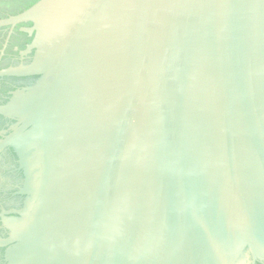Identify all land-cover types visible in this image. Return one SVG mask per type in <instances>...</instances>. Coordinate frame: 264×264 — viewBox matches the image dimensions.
I'll list each match as a JSON object with an SVG mask.
<instances>
[{"label":"water","instance_id":"water-1","mask_svg":"<svg viewBox=\"0 0 264 264\" xmlns=\"http://www.w3.org/2000/svg\"><path fill=\"white\" fill-rule=\"evenodd\" d=\"M20 23L4 264H264V0H38Z\"/></svg>","mask_w":264,"mask_h":264},{"label":"flooded vegetation","instance_id":"flooded-vegetation-1","mask_svg":"<svg viewBox=\"0 0 264 264\" xmlns=\"http://www.w3.org/2000/svg\"><path fill=\"white\" fill-rule=\"evenodd\" d=\"M38 0H0V20L16 16L33 6ZM32 23H20L0 27V72L27 66L32 62L34 50L29 48L34 30ZM29 48V49H28ZM35 77L0 76V105H5L12 93L33 85ZM15 123L0 116V140L9 133ZM23 185V174L18 168L17 157L12 148L0 153V238L9 236L14 225L12 211L24 207L25 197L18 194ZM5 248H0V264L5 262Z\"/></svg>","mask_w":264,"mask_h":264}]
</instances>
